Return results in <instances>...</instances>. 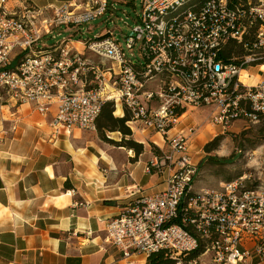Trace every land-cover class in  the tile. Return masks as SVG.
I'll return each mask as SVG.
<instances>
[{"label":"built area","instance_id":"1","mask_svg":"<svg viewBox=\"0 0 264 264\" xmlns=\"http://www.w3.org/2000/svg\"><path fill=\"white\" fill-rule=\"evenodd\" d=\"M11 1L26 2L0 0V93L16 106L32 103L40 114L55 103L50 126L56 135L96 131L103 105L113 102L122 117L128 114L132 137L154 133L163 141H153L145 172L167 173L165 188L109 219L107 242L125 258L164 252L175 264H264V190L248 187L247 176L197 188L190 147L198 129L172 135L186 107L210 109L207 128L223 132L240 120L264 119L262 77L254 84L241 79L247 67H264V0H143L126 36L130 50L140 43L142 63L131 62L110 32L85 37L83 52L70 40L43 45L57 29L105 16L109 0L14 10ZM252 29L255 39L239 64L218 60L229 42L242 43Z\"/></svg>","mask_w":264,"mask_h":264},{"label":"crops","instance_id":"2","mask_svg":"<svg viewBox=\"0 0 264 264\" xmlns=\"http://www.w3.org/2000/svg\"><path fill=\"white\" fill-rule=\"evenodd\" d=\"M87 1H11L9 7ZM70 45L85 51L81 41ZM55 111V103L46 114L32 103L0 105V264H147V256L125 258L107 242V221L163 190L167 173L147 174L148 158L108 149L95 131L56 135Z\"/></svg>","mask_w":264,"mask_h":264},{"label":"rangeland","instance_id":"3","mask_svg":"<svg viewBox=\"0 0 264 264\" xmlns=\"http://www.w3.org/2000/svg\"><path fill=\"white\" fill-rule=\"evenodd\" d=\"M142 1L109 0V4L112 7L105 16L83 24L80 27L57 29L53 37L49 36L45 38L43 45L46 48H50L64 40L81 41L85 39L84 33L87 32L94 36H100L110 32L119 41L125 51V55L131 62L138 61L142 63L143 58L140 55V43L130 50L127 47L126 39V36H129L132 29L137 25L138 16L142 12ZM90 59L94 64L100 65L103 68L111 66L110 62L102 61L95 56H90ZM251 72L254 74L257 73L260 77H264V71L258 70V68L251 69L247 67L245 74L241 78L243 82L250 83L253 81V78L248 76ZM7 99L8 95L5 92H1L0 105L5 104ZM119 108L120 111L116 108L113 113L115 117H122L121 107ZM123 111L125 112L124 109ZM210 112L208 108L201 107L195 109L186 107L176 124L175 130L172 132L173 135L177 131L186 130L191 127L198 129L190 147L193 163L198 167L196 187H218L221 183L247 176L250 177L247 180L248 187L262 188L264 190V119L257 124H250L240 120L234 122L222 134L220 133L222 131L221 128H216L219 134H215L216 132L211 134L212 132H209L211 127L209 126L207 128V124L212 122ZM106 137L115 142H120L123 139L119 131H106ZM218 137L219 145L217 149L211 153H207L205 151V145ZM131 139H136L143 143L142 157L148 159L151 157L154 146L153 141L163 145L161 137L154 133L146 134L145 138L138 134L131 137ZM100 141L108 149H113L115 152L122 151L135 157V152L131 149L122 146L119 147L102 139ZM209 157L226 159L228 161L223 162L224 164L215 163L211 162L208 159Z\"/></svg>","mask_w":264,"mask_h":264},{"label":"trees","instance_id":"4","mask_svg":"<svg viewBox=\"0 0 264 264\" xmlns=\"http://www.w3.org/2000/svg\"><path fill=\"white\" fill-rule=\"evenodd\" d=\"M242 1L244 3H246L247 1H251L252 3L256 2V0L255 1L242 0ZM250 32H251L250 36L248 35V37L242 43H236L233 41L229 42L219 53L218 60H220L224 64H231V63L239 64L241 59L250 52L252 43L255 39V32H256L255 29H252ZM114 112H115V106L113 102H106L103 105L101 113L96 122V131L98 137L104 141L113 143L119 147L122 146L133 150L135 152V157L138 158L143 153V143L136 141L135 139H131L132 133L128 125V121H129L128 114L125 113L124 117H115L113 115ZM106 131L109 132L119 131L123 139H121L120 142L112 141L111 139H108L106 137ZM218 143H219V137L208 142L205 145V151L207 153H211L212 151L216 150L219 145ZM208 159H210L211 162L220 163V164H224L223 162L228 161L226 159H218L215 157H209ZM199 253H201V250L193 254V257L198 256ZM147 264H175V262L167 258L164 252H157V253H152L150 256H148Z\"/></svg>","mask_w":264,"mask_h":264},{"label":"bare ground","instance_id":"5","mask_svg":"<svg viewBox=\"0 0 264 264\" xmlns=\"http://www.w3.org/2000/svg\"><path fill=\"white\" fill-rule=\"evenodd\" d=\"M259 70V69H258ZM260 70H264V67H262V68H260ZM253 79H254V81H253V84L257 81V77H256V75H253ZM120 106H118L117 107V110L118 111H120V108H119ZM210 131L212 132V134L214 133V131L212 130V128H210Z\"/></svg>","mask_w":264,"mask_h":264},{"label":"water","instance_id":"6","mask_svg":"<svg viewBox=\"0 0 264 264\" xmlns=\"http://www.w3.org/2000/svg\"><path fill=\"white\" fill-rule=\"evenodd\" d=\"M84 36L87 38V39H90L92 40L94 38V35H91L90 33H84Z\"/></svg>","mask_w":264,"mask_h":264}]
</instances>
